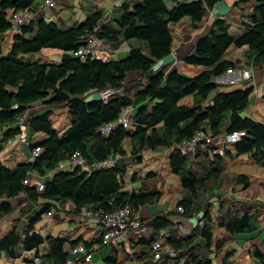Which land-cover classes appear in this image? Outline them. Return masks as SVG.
I'll use <instances>...</instances> for the list:
<instances>
[{"label": "trees", "instance_id": "1", "mask_svg": "<svg viewBox=\"0 0 264 264\" xmlns=\"http://www.w3.org/2000/svg\"><path fill=\"white\" fill-rule=\"evenodd\" d=\"M170 1L174 3L173 7L168 6ZM221 1L141 0L133 6L124 3L121 16L108 23L103 22V10L91 9L84 21L67 27L39 17L21 26L10 44L9 55H4L2 36L11 26V14L24 9L36 10L40 0H0V128L3 129L0 152L5 150L7 140L20 131L16 127L17 121L33 109L35 102L43 100L46 107H50L40 112L31 111L27 119V126L32 131L45 134L44 139L28 146L31 151L41 147V154L13 167L0 158V221L15 210L9 199L21 193L35 202L44 200L40 213L49 212L56 203L67 201L78 210L89 205L94 211L113 212L129 205L138 212L142 206L161 199L159 192L129 193L125 189V168L119 164L92 171L80 166L57 171L59 164L77 151L93 162L105 160L115 153L125 156L130 152L139 156L145 151L172 148L168 160L172 172L181 180L183 197L177 205L184 207L185 215H189L201 192L214 196L226 190L222 184L226 173L234 177L238 186L250 187V175L232 173L228 158L248 154L260 163L264 161V121L243 115L251 104L254 86L248 84L212 93L218 87L215 77L235 67V63L225 57L232 45L246 47L249 61L255 66H264V0H256L249 20L242 22L244 30L235 36L229 30L228 19L219 16L212 19L207 34L197 39L195 53L185 58L188 64L202 66L197 74L189 76L178 67L166 65L154 68L173 51L172 24L188 16L198 27ZM249 1L237 0L235 5ZM90 33L106 41L114 50L125 42L135 45L120 59L82 58L74 51L84 44V37ZM45 48L62 50L61 62H25L18 57L20 53ZM130 72L149 75L147 83L134 94L125 88ZM109 86L123 88L124 94H117L108 101L88 97ZM190 95L193 96L191 103H181ZM209 100L211 103L207 104ZM63 105L68 107L71 123L60 133L53 126L51 107ZM127 106L135 109L131 125H120L109 135L103 134L100 127L118 119ZM207 129L216 135L235 131H246L247 135L232 147L225 145L224 155L214 154L210 147H198L191 160L179 145L191 140L198 131ZM50 172L54 175L45 182L42 190L36 184L24 181L32 178L33 173L47 177ZM170 216L168 213L154 215L151 236L131 238V247H143V253L136 256L140 264L152 258V244L161 237L162 230L168 232L163 236L164 242L179 255L165 257L161 264H230L229 258L217 263L212 257L203 255V250L213 251L214 207L204 212L203 226L197 225L186 234L181 233ZM218 216V225L228 234L257 237L260 226L248 212L240 215L232 209ZM17 229L18 225H14L0 238V258L4 251L16 258V246L20 242L26 250H35V256L49 264H62L69 257V240L65 236H44L32 230L30 224L21 237ZM100 242L102 239L84 244L91 248ZM126 254L131 257L130 251ZM252 255L264 264V251L259 247L252 249ZM119 257L118 253L112 252L106 258V264H119Z\"/></svg>", "mask_w": 264, "mask_h": 264}, {"label": "crops", "instance_id": "2", "mask_svg": "<svg viewBox=\"0 0 264 264\" xmlns=\"http://www.w3.org/2000/svg\"><path fill=\"white\" fill-rule=\"evenodd\" d=\"M41 1L42 0H40V2ZM140 1L141 0H60L58 8L53 11V21L57 22L58 24H60L63 27L72 26V25H75V24H78V23H81L82 21H84L91 9H99V10H103V15H104L103 16V22L108 23V22L112 21L113 18H119L121 16L122 5L124 3H129L131 6H133L135 4H138ZM236 2H237V0H222L221 2H219L216 5L215 9L210 11L209 14L207 13L206 17L203 19V21L199 24L198 27L194 26L191 18L188 16L183 18L179 22L173 23L171 26L173 37H174L173 38V51L170 55L165 57V59L158 61V63L155 65L154 68L156 69L162 65L169 66V68H173V67L180 68V67L184 66L185 70L191 69L194 72H196L198 70L200 71L201 68L198 66H195V67L185 66V65L175 66L174 61H175L176 56L178 57V59H180L181 62H185V58L187 56L194 54L197 39L199 37H202V36L207 34V32L210 28L212 19L215 17H218V16L221 18L228 19L227 16L233 11V9H236L238 6H240V5H235ZM63 3H64V5H62ZM168 6L173 7L174 3L172 1H170V2H168ZM73 8H77V10H79V12H78L79 15H75L74 11L72 10ZM211 12H213V14L210 16ZM233 19L235 20L234 23H239L238 25L240 26V28H236V30H239V32L241 33L244 30V25L242 23L244 18L242 20H237L234 17ZM228 22H230V21L228 20ZM175 34L178 37L179 41H176ZM12 40H13L12 37H10L8 39V42L11 44ZM105 42L106 41H102V40L97 42L96 48L100 49L101 51L109 50L110 48L112 50H114L110 44H107ZM133 45H135L134 42L123 43L121 45V48L123 47L122 48L123 53L128 54ZM119 49L120 48H118L117 50H119ZM246 50H247L246 47H243L241 49L235 48V51L237 53V59H235V60L231 59L230 56H225V57L227 59L233 61L235 63V67L243 68V69H253V71L255 72V80L257 81L256 68L264 69V66L253 65L252 62L249 61V58H247L245 56ZM186 75H188V74H186ZM148 76H149L148 74L145 75L144 73H141V72H130L128 79H127V85L125 86L126 90L131 91V93L134 94L136 91L140 90L147 83ZM189 76H192V75H189ZM255 80L253 77L252 81L248 84H252L254 86ZM129 85L132 88H129ZM99 92H92L91 94L88 95V97L89 98H100ZM122 94H124V92ZM258 95L255 97L252 96V99H251L252 100L251 103L253 102L255 106L258 105L259 101H261V99ZM37 110H39L38 106H35V108L32 109V111H37ZM134 111H135V109H134ZM259 120H262V119H259ZM41 138L44 139L43 136H41ZM30 145L31 144L29 142L25 141V139H24V142L17 141L14 143V145L6 147L5 150L0 152V158L3 159V156H4V157H6V159H12L15 157L14 155H22V154L25 155L27 158H29V156L31 157V150L28 148V146H30ZM220 145L221 146L228 145V146L232 147L235 144H223V143H221ZM126 148L128 150L130 149L128 144L126 145ZM7 150H11L12 154L10 156H7L5 154V152ZM16 150L20 151V153H15ZM163 150L145 151L143 154H141L139 156L133 155L130 152L127 153V155H125V156L121 154V156L119 157L118 162H117V164H119L120 167L123 166L125 168V172H126L125 173V179H126L125 189L129 193H139L142 191L159 192V193L166 192V194L163 197L161 195L162 198L160 200L156 201L153 204L144 205L138 210V213L142 219V224H143V229H144V232L141 235V237L142 236L143 237H150L151 236V234L153 233L152 217L156 214H163V213L164 214L165 213L171 214L170 217H172L174 215L175 219L179 218L181 220L184 228L186 230L192 231L195 228V226H197V222H198L197 219L202 218L204 212H206V210L208 209L207 208L208 205L205 206L204 203L207 200V198L209 199L210 197H212L211 201L213 204L211 207H214V212L218 211V213H219L220 211H224L221 203L218 205H215V203H217V200H218V198L216 197L217 194L214 196H211L210 193H206V192L204 194H202V192L199 194V198L195 201L194 206H193L191 212L189 213V215H185L184 213L179 212L178 210H175V208H173V206H172V199L174 198L172 191H174V190L178 191L176 194V197H177V201H179L181 199L180 198L181 185L179 186L177 184L176 187L172 186L171 181L175 178L171 174L173 172L171 170L170 164H169L170 170L164 169V163L165 162L169 163V160H168L169 154L164 155ZM145 154H148L151 159L155 160L154 162H152L150 164V166L153 168H155L157 166V168L152 169L151 171L145 172V173H143V171H141V170H136V171L130 173L129 172V164H132L133 161L143 163ZM187 154L191 160H194L195 153H187ZM138 157H141V159ZM240 157H233V159L234 158L239 159ZM229 158H232V157H229ZM229 158H228V163H229ZM161 159L164 161H162ZM60 170H67V169L57 168V171H60ZM229 170L231 172L233 171V170H231L230 166H229ZM233 172L238 173L235 171H233ZM35 175H37V174L36 173L32 174V178L30 180L31 184H35V181H36L35 177H37V176H39V178L41 177V179L43 180V182L45 184V182L48 179H50V180L52 179L54 172L48 173L49 176H47V177H43L40 175L35 176ZM179 179H180V177H179ZM160 181H162V186H163L162 189L159 187ZM180 182H181V180H180ZM219 193L221 195H227L228 196L230 191L221 190ZM220 194H218V195H220ZM232 194L236 195L235 192L234 193L232 192ZM237 196L238 195L231 196V197H232V199H234V198L237 199ZM9 200L12 203L15 210L12 213L6 215L0 221V238H3L6 234H8V232L13 228L14 225H18L17 232L22 237L26 233L28 226L31 224L32 230L38 231L41 234H43L44 236H47V235L65 236L69 240V243L67 245V252L69 253V255L71 252V248L76 245V244L72 245L71 244L72 241H76V240L79 241L80 240L77 243V244H80V243H84V242L94 243V242L102 239L103 230H102V226L99 222V219L96 217H86V216L82 215L78 211L76 206L73 205V203H71L70 201H67V202L61 203V204L56 203L55 204L56 206H54L51 210L52 213L49 214V212H51V211L45 212V213H40V210L42 208V203L44 202V200L41 199V200L36 201V202L32 201L31 199H29L27 197V195L25 193H21L19 196L12 198V199H9ZM214 201H216V202H214ZM243 203H245V204L240 205L238 201L237 202L234 201L232 204L236 207L237 210H239V212H241L240 211L241 206H243L244 208H247L246 211L248 210V207H250V208L254 207V205L250 202L244 201ZM230 208L231 207H228L226 209V211L230 210ZM193 213L197 216L196 219L192 218L191 214H193ZM200 213H202V214L200 215ZM46 215L51 217L53 219V222L40 225L44 216H46ZM181 215H183V217H180ZM263 221H264V216H263ZM185 229H183V230H184V233L186 234ZM259 231L256 232L258 234L257 238L259 236ZM132 237H134V236H132ZM222 237H223L224 241L226 242L225 245H228V247H229L230 243H232L233 241H236V240L241 241V239H245L247 242L251 239H254L255 236H253V238H251L252 234L251 235L250 234H239V235L233 236L231 234L225 233ZM219 240L217 242L214 241L213 251H211L210 253H207L206 251L203 250V255L208 256V257H212L215 261L216 256L218 254L216 252L217 247H219V245H220ZM200 241L204 242V239L201 238ZM131 242H132L131 236L128 237L127 239H125L123 246H122L123 247L122 250L123 249H129V251H130ZM246 242L241 241L242 245H240V246L243 247V245ZM43 249H45V246L43 247ZM135 249H136L135 254H138L140 256L143 253V247L139 246ZM26 251H29V252L24 253V255H23L24 259H25V254H36L35 250H26ZM96 251H95L96 253L94 252V254H93V260L89 263H84V264H91L94 260H97V259L98 260H104V262H105L106 258L112 252L118 253V254L120 253L119 251L112 249L108 245H104ZM249 252H250V255L253 256L252 255V248H249ZM231 255L233 256V255H235V253L233 252ZM27 258L28 257H26L25 261H29V260H27ZM253 258H255V257H253ZM33 259H34V257H33ZM43 261H44V264H49L45 259H43ZM31 262L34 263V260ZM137 263L140 264V262H138V260H137ZM144 264H152V258L149 259L148 262H146Z\"/></svg>", "mask_w": 264, "mask_h": 264}, {"label": "built area", "instance_id": "3", "mask_svg": "<svg viewBox=\"0 0 264 264\" xmlns=\"http://www.w3.org/2000/svg\"><path fill=\"white\" fill-rule=\"evenodd\" d=\"M60 0H42L36 10L24 9L19 10L11 14L10 22L11 26L9 30L2 36L3 44H10L8 39L14 37L16 33L19 32L23 24L29 23L34 19L39 17L45 18L47 21H53V11L56 10L59 6ZM213 12L210 13V16ZM98 30V28H97ZM101 41L94 33L87 34L84 37V44L81 45L77 50L74 51L76 55L81 56L82 58H108V53L106 51H100L96 48L97 42ZM176 55V54H175ZM181 64L180 59L176 56L174 65L179 66ZM255 73L253 69H243L238 67H231L226 72L217 75L215 77V82L217 84H232L237 85L243 82H251ZM124 90L122 88L109 86L105 89L100 90V98L104 101H108L111 97L116 96L117 94H122ZM260 92V86H258L257 81H254V90L252 96L255 97ZM32 109L29 110L26 114L21 116L16 123V127L20 129L13 137H10L6 142V147L14 145L17 141L24 142L25 139V126H27V119L29 113ZM134 113L133 106H127L123 109L121 115L118 119L111 122L105 123L100 127V131L109 135L112 133L118 126L122 125L124 127H129L132 123V116ZM247 135L246 131H235L232 133H224L221 135L214 134L210 129L198 131L194 137L189 141L182 142L179 147L186 153H195L198 147L208 148L210 147L214 154H225L224 146L220 144H235L241 141L244 136ZM3 136V129L0 128V137ZM172 148H165L163 150L164 155H168ZM42 152L41 147H35L31 151V156L33 158L38 157ZM15 153H20L16 150ZM121 156L120 153H115L105 160L90 161L82 152H75L72 154L68 160L63 161L59 164V169H67V167L75 166L82 167L85 170L92 171L96 168H106L117 165L118 159ZM37 176V175H35ZM35 184L39 189L44 188V182L39 178L35 177ZM31 178L25 179V183H29ZM177 210L184 213L185 209L183 206H178ZM82 215L86 217H96L99 219V222L102 226L103 235L102 242L94 244L89 248L84 243L76 244L71 248V252L67 260L62 264H84L89 263L93 260V254L96 250L104 245L110 246L112 249H115L119 252L122 251V246L124 240L128 237H141L144 232L141 216L138 212L134 211L133 208L129 205L121 207L113 212H106L104 210L94 211L89 205H85L80 210H78ZM49 212V214H51ZM197 225L203 226L205 221L202 218L197 219ZM175 222L180 228H184L181 220L179 218L175 219ZM186 233L191 232L186 230ZM161 237L156 239L153 246V256L152 263L161 264L165 257L173 258L179 255V252L174 248L170 247L164 242V237L168 234L167 230H162L160 232ZM181 253V252H180ZM185 258L181 260L184 263ZM34 264H44L43 258L39 256L34 257Z\"/></svg>", "mask_w": 264, "mask_h": 264}, {"label": "rangeland", "instance_id": "4", "mask_svg": "<svg viewBox=\"0 0 264 264\" xmlns=\"http://www.w3.org/2000/svg\"><path fill=\"white\" fill-rule=\"evenodd\" d=\"M38 1V0H37ZM257 1L256 0H250L249 2H247L246 4L240 5L238 6L236 9H233V11L227 16L228 20L230 21V32L231 34H233L234 36L239 34V30H236V28H240V26L238 25L239 23H234V17L237 20H242L244 18V20H249V15L254 11V7L256 5ZM64 5V3L62 4ZM75 13V15H79V10H77V8H73L72 9ZM78 13V14H77ZM175 38L176 41H179L178 37L175 34ZM177 43V42H176ZM119 50H112L111 48L109 50H104L108 53V58H116V59H120V58H124L126 57L128 54L123 53V47L121 48V46L119 47ZM236 49H241L240 47H236L235 45H232L229 50L227 51V53L225 54V56H230L231 59H237V53L235 51ZM100 50V49H99ZM101 51V50H100ZM10 53V45L5 44L4 45V55H9ZM61 55H62V50L58 49V48H45L42 49L38 52H32V53H20L18 55V57L25 62H29V61H39L42 63H60L61 62ZM246 56V54H245ZM247 57V56H246ZM107 59V58H106ZM180 65H185V66H197V65H193V64H188L185 62H181ZM200 68H202V66H198ZM197 67V68H198ZM180 70L188 75H195L198 73V71L194 72L191 69H184V66L180 67ZM256 77H257V84L258 86H260V92H259V97L261 99V101H259L258 105H254V103L252 102L249 107L243 112V115L245 116H252L254 118H258V119H262L264 121V69L262 68H256ZM255 73V72H254ZM248 83L250 82H243L237 85H232V84H218L217 89L212 93V95H214L217 91H229L232 89H235L237 87H243V86H247ZM129 84V83H128ZM129 88H132L129 85ZM52 95V94H51ZM192 98L193 96H187L184 99L181 100V103H191L192 102ZM211 103V100L207 101V104ZM35 106L39 107V112L40 111H44L46 109H49L50 107H46V105L43 103V100H39L37 102L34 103L33 108H35ZM53 113L51 115V118L53 120V126L55 128H57L59 130L60 133H63V131L70 125L71 123V117L68 113V107L67 106H53L51 107ZM25 141L29 142L30 144H36L37 142H39L42 138L41 136H43V138L45 137V134L43 132H34L31 130L30 127L25 126ZM5 154L7 156H10L12 154L11 150H7L5 152ZM15 157L12 159H6V157L3 156V161L7 164L10 165L11 167L17 165L18 163H21L23 161H28V160H32L33 157L29 156V158H27L25 155H14ZM162 160V159H161ZM154 159H151L149 157L148 154H145L144 157V161L143 163L141 162H135L133 161L132 164H129V172L132 173L136 170H141L143 171V173L145 172H149L152 169H156L157 166L155 168L151 167L150 164L152 162H154ZM164 161V160H162ZM150 162V163H149ZM229 166L231 168V170L238 172V173H246L248 175H250L251 177V186L250 188H243V185H237V183L234 181V177L230 176L228 173H226L225 175H223V179H222V184L224 185V189L229 190L230 193L227 195H216V197L218 198L217 203H215V205L218 204H222L223 206V210L224 212L226 211V209L228 207H231L230 210L234 209L236 212H238L240 215H243L244 212H248L252 218L253 221H255L259 226H260V231H259V236L258 238L255 237L254 239H251L249 241L246 242L245 239H241L242 242H246L243 247H241V241L240 240H236L233 241L232 243H230V246L228 247V245H225V241L223 239V235L226 233V230L219 226L217 223V219L219 218V214H222L223 211H220L218 213V211L214 212V218L215 221L213 223L214 226V241H218L220 238V245L219 247H217V256L215 259V262H221L222 260H224L225 258H229L228 263L230 264H261L260 261L256 258H253V256L250 255L249 252V248L255 249L257 247H259L262 251H264V221H263V216H264V161L263 163L258 162L255 158H253L251 155L245 154L242 155L239 159L237 158H229ZM74 170L75 166H70L67 167V170ZM164 169L165 170H170L169 167V163L165 162L164 163ZM232 171V173H234ZM172 176L175 178L171 181L172 186L176 187V185L178 184L179 186L181 185L180 179L176 174L171 173ZM159 187L162 189V181H160V185ZM237 188V190H236ZM243 188V189H242ZM178 191H172L174 198L172 199V206L173 208H175V210H177L178 208V201H177V194ZM181 195L180 198L183 197V191H182V186H181ZM232 192L236 193L237 199H232L231 196H236L233 195ZM205 192H202V194H204ZM166 194V192H162L161 195L162 197ZM161 197V198H162ZM210 197L209 199L207 198V200L205 201L204 205H208L207 208H210L212 206V201H211ZM214 200V199H213ZM234 201H238L240 205L245 204L243 203L244 201L246 202H250L253 203L254 205L258 204V207H248V210L246 211L247 208H244L243 206H241V212H239V210L236 209V207L232 204ZM216 202V201H214ZM220 206V205H219ZM203 207V206H202ZM257 208V209H256ZM202 213H200L201 215ZM192 218L196 219V215L193 213L191 214ZM180 217H183V215H181ZM199 217V216H198ZM171 220L174 221L175 220V216L173 215L171 217ZM53 219L49 216H44L42 222L40 223V225L46 224V223H52ZM181 229V233H184L183 228ZM16 250H17V254L18 256L16 258L12 257L7 251H4L2 254V257L0 258V264H34L33 262H29V261H25L26 257L33 259V257L35 256V254H25V259L23 257L24 253H27L29 251H26V249L23 247L22 242H20L17 246H16ZM127 251H129V249H123L119 254V264H138L137 263V259L136 256H139L138 254H135L136 249L131 247L130 248V256L128 257V255L126 254ZM97 252V251H96ZM95 252V253H96ZM235 253V255L231 256L232 253ZM230 254V255H229ZM27 255V256H26ZM231 256V257H229ZM91 264H106V260L104 262V260H94Z\"/></svg>", "mask_w": 264, "mask_h": 264}]
</instances>
